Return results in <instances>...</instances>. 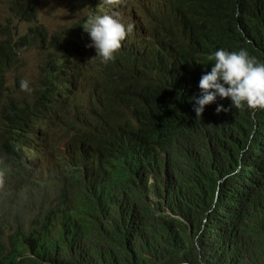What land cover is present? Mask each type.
Listing matches in <instances>:
<instances>
[{
    "label": "clouds",
    "instance_id": "9594fccd",
    "mask_svg": "<svg viewBox=\"0 0 264 264\" xmlns=\"http://www.w3.org/2000/svg\"><path fill=\"white\" fill-rule=\"evenodd\" d=\"M18 1L0 0V8L7 9L8 14L14 13ZM23 1L21 10L14 13L20 20L14 24H18L17 29L12 31L15 41L27 34L33 25H47V36L29 47H36L38 55L33 77L24 80L22 73L18 79L24 90L33 89V84L51 90L53 107L49 109L43 105L40 115H34L35 111L38 114V108L31 107L26 116L27 121L35 122L30 134H38L42 160L45 162L54 152V147L47 143L52 141L50 136L57 130L66 129L64 116L75 117L77 109L99 104L103 95L97 86L99 78L100 83L107 84L109 104L124 101L127 105L123 109L124 117L81 122L74 139L69 134L64 135L66 143L76 147L73 158L70 163H60L55 175L51 172L43 183L39 195L19 207L20 218L25 224L45 223L50 217L57 218L64 203L77 196L79 191L84 196L86 214L71 226L82 227L93 221L97 209H101L103 217L111 221L116 216L123 220L130 190L136 185L146 188L149 202L145 210L151 213L140 221V225L155 220L161 223V227H166V217L170 216L192 231L199 229L196 219L207 215L205 223H213L220 230L227 214L213 216V211L217 205L229 208V201L234 204L237 214L243 215L239 207L245 206L247 201L241 182L249 185L257 179L260 171L264 174L263 52L258 51L253 43L250 45L251 41H248V51L245 48L232 51L226 47L225 40L220 39L224 40L223 44L210 50L207 61L197 62L199 71L185 78L176 77L168 93L146 103L147 83L156 77L164 80L173 70L170 57L178 43L176 36L187 25L182 10L172 15L168 0H35L32 9L26 8L29 0ZM50 1L69 4L65 11L57 13L65 20L53 32L48 21L43 20ZM233 1L238 17L239 0ZM259 3L264 13V0ZM21 21L29 26L24 27ZM47 43L49 46L44 47ZM93 56L106 63L98 67L92 63ZM22 63H26L24 58ZM40 74L42 77L36 81ZM193 75V94L198 92V96L190 94L188 89ZM86 80H90L89 83ZM7 84L15 85L14 81ZM20 91L14 92L19 96ZM15 100L17 106H25L26 102H32V96L24 99L20 95ZM188 101L190 112L185 115L183 102ZM228 108L235 110L230 123L219 116ZM47 112L50 117L44 115ZM168 112H177L179 117ZM159 115L177 120L172 126H179L168 141L180 140L176 156L172 151L164 150L162 128L165 127L158 119ZM193 130L196 134L192 133ZM181 134L183 139H180ZM18 136L15 145L0 150V222L5 220L9 202L27 184L36 180L44 167V164H38L35 153L29 150L26 154L23 147L26 135ZM192 140L203 141V144L194 145ZM219 144L232 148L235 155L221 158ZM202 146L206 152L212 153L214 160L189 167L187 159L194 157ZM6 160L7 165L1 170ZM91 162L95 166L93 173L89 170ZM192 171H206L207 175H201L198 183L190 184ZM56 178L60 180L62 191L52 195ZM168 180L180 192L176 198H172L165 188ZM178 180L181 182L176 185ZM106 195L121 201L118 209L105 198ZM179 201L184 205L181 214L186 219L173 212ZM43 202L45 206L40 210L38 204ZM57 220L64 225L68 223L63 217ZM11 222L15 221L11 219ZM140 225L138 239L147 243L152 234L144 232ZM205 227L212 231L210 226ZM168 230L176 238L186 231L181 226ZM15 236L16 231H8L9 241L16 242Z\"/></svg>",
    "mask_w": 264,
    "mask_h": 264
},
{
    "label": "trees",
    "instance_id": "16d2710c",
    "mask_svg": "<svg viewBox=\"0 0 264 264\" xmlns=\"http://www.w3.org/2000/svg\"><path fill=\"white\" fill-rule=\"evenodd\" d=\"M168 4L174 7L172 15L178 9L184 12L187 25L176 36L178 43L174 55L170 57L172 72L164 80L156 77L147 83L146 103H151L160 95L168 93L176 77L185 78L199 71V63H205L210 50H216L215 47L223 44L224 40L226 47L232 51L240 48L248 51V41H251L250 45L254 44L264 56V13L259 0H239L237 4H243V9H240L238 17L235 16L236 3L233 0H168ZM2 20L3 18L0 19V150L15 145L11 134L13 127L16 126V139L19 138L18 134L27 135L25 132L31 122L27 121L26 116L31 107L39 108L41 104L47 105L49 109L53 107L51 90H44L37 84H33V89L29 91L24 90L18 82L21 76L14 78L15 85L11 87L7 84L8 76L5 74V70L16 66L23 52L31 49L30 45H37L39 39L47 36V25H33L27 34L15 41L12 31L17 29L18 24L7 22L4 26ZM155 44L158 45V42ZM41 77V74L36 76V81ZM194 77L195 75L191 76L188 84L190 94H193ZM14 91H20L24 99L32 96V102L17 106L15 99L20 95L17 96ZM198 95V92L193 94ZM130 106L133 108V104ZM190 106L189 101L183 102L185 115L190 112ZM126 107L124 101H119L114 104H93L84 110L77 109L75 117H63L66 126L64 133L74 139L81 122L124 117L123 109ZM22 108L24 111H21ZM168 113L179 117L177 112ZM234 113L233 108H228L220 112L219 116L230 123ZM33 114L38 115L36 111ZM44 115L50 117L49 112ZM158 119L165 127L162 128L163 141L168 144L179 125L172 126L177 122L173 117L159 115ZM32 127L33 125L30 130ZM54 136L52 134L50 139ZM27 140L28 138L23 147H28L35 153L38 164H46L40 155L38 134H30L28 144ZM192 141L194 145L203 144V141ZM47 143L52 146L51 140ZM219 145L221 158L235 155L232 148ZM173 152L176 156V147H173ZM207 160L213 161L214 158L212 153L206 152L205 146H202L194 157L187 159L186 164L190 167L204 164ZM108 168L109 166H106V169ZM57 169L52 170L54 175ZM201 175L206 176L207 172L192 171L188 182L198 183ZM243 187L247 201L245 206L239 207L243 215L237 214L234 204L229 200V208L217 205L214 209L213 216L227 214L220 230L213 223H205L204 218L207 215L196 219L199 229L192 231L183 227L180 220L170 216L166 217L167 228L161 227V223L155 220L140 225L141 220L151 215L145 210L149 202L148 192L141 185L131 188L123 220L116 216L115 220L111 221L103 217L101 209H97L94 220L82 227H67L55 217H50L45 223L30 222L23 226L15 222H0V264H264V174L260 171L256 180L249 185L244 184ZM165 188L172 198L180 194L169 180L165 182ZM60 191V180L56 178L51 193L53 195ZM105 198L110 200L116 209L121 205V201L114 196L106 195ZM200 205L202 206V202ZM44 206V202L38 204L40 210ZM183 209L184 205L179 201L173 212L181 216ZM131 216L134 219L132 224L128 219ZM182 218L186 219V216L182 215ZM139 225L144 232L152 234L147 243L138 239ZM206 225L212 228L211 232L206 230V227L203 228ZM177 226L186 231L176 238L170 234L168 228ZM9 230L21 232L24 243L9 241ZM33 243L35 246H32Z\"/></svg>",
    "mask_w": 264,
    "mask_h": 264
},
{
    "label": "bare ground",
    "instance_id": "6f19581e",
    "mask_svg": "<svg viewBox=\"0 0 264 264\" xmlns=\"http://www.w3.org/2000/svg\"><path fill=\"white\" fill-rule=\"evenodd\" d=\"M35 0H29L27 3L26 8L27 9H32V2ZM115 1H113L114 3ZM24 5L23 0H19L15 9L14 13H17L19 10H21L22 6ZM169 10H173L174 7L169 5ZM239 9H243V4H240ZM179 10V9H178ZM3 18L2 15H0V19ZM24 53V52H23ZM95 63L98 67H101L103 64L106 62H101L100 58L98 56H93L92 58V63ZM65 64L67 63L66 61L64 62ZM57 64V61L55 62L54 65ZM55 79V76H53ZM57 83H59L58 80H56ZM90 80H86L87 83H89ZM101 78L97 80V86L102 92V97L99 100V103H107L109 104V99L107 100L106 92H107V84H102L100 83ZM44 106L41 104L38 108V115L42 113ZM70 109V108H69ZM66 115V114H65ZM65 119V116H64ZM35 122H32L26 129V139L27 144L29 143V136H30V128ZM16 126L12 128L11 134H12V142H15L16 137H17V132H14ZM65 127L64 130H57L54 138L52 139V146L54 147V152L51 154L47 160L45 161L46 164H44L43 169L37 174L36 180L31 182L30 184H27L21 191L13 197V199L9 202L6 208V217L4 222L9 223L11 222V219H13L17 224H20L21 226L26 225L20 218L21 212L19 210V207L22 205L25 206L28 199H31L32 197L39 195L40 191L42 190V185L46 181V179L49 177L50 173L52 172L53 169H55L60 163H70L72 158H73V152L76 150V147H73L72 145H69L66 143V137H64L65 133ZM193 134H196V130H193ZM182 135V134H181ZM180 135V139H183V135ZM26 142V140H25ZM24 142V143H25ZM180 143V140L172 141L166 145H164V150L165 151H172L173 152V147H177V145ZM259 143V138L255 141V148L257 149ZM256 150H253V153H255ZM29 149L26 147V154H28ZM253 161V154L251 155V159L249 161L250 165H252ZM7 165V160L3 163L1 170H4L5 166ZM89 170L91 173L95 171V166L91 162ZM180 180L175 181V184L178 185L180 184ZM244 183L241 182V188L245 189ZM85 202H84V196L82 192L79 191L78 195L71 198L70 200L66 201L62 208L60 209L59 213H57V218L63 217L65 220H67V227H71V224H73L75 221H80L86 214L85 210ZM133 216L129 217L128 219L130 220L131 224L133 223L134 219L132 218ZM16 242L23 244L24 241L22 239V233L19 231H16V236H15ZM35 245V243H33Z\"/></svg>",
    "mask_w": 264,
    "mask_h": 264
},
{
    "label": "rangeland",
    "instance_id": "374dc122",
    "mask_svg": "<svg viewBox=\"0 0 264 264\" xmlns=\"http://www.w3.org/2000/svg\"><path fill=\"white\" fill-rule=\"evenodd\" d=\"M68 5L69 4L67 2H63V1H50L48 7L45 10L47 16L43 17V20L45 22L48 21L47 23L51 32H53L57 26L61 27L63 25L65 18L62 15L58 16L57 13L65 11ZM0 15H2L3 17V20L1 22L4 26H6L7 22H10L11 24H16L20 22V20L14 13L8 14L7 9L0 8ZM21 24L24 27L29 26V24L23 23L22 21ZM46 46H49V44L48 43L44 44V47ZM36 51L37 48L33 47L29 51L24 52L21 55L20 60L16 64V66H12L7 70H5V74L8 76L7 77L8 82H12L14 76H19L22 73H24L22 74L24 80L31 79L33 77L35 65L38 59V55ZM23 58L26 60V63L21 64V59Z\"/></svg>",
    "mask_w": 264,
    "mask_h": 264
}]
</instances>
